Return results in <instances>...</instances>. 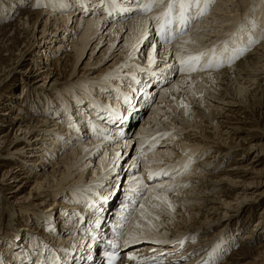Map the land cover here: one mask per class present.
Returning <instances> with one entry per match:
<instances>
[{"label":"bare ground","instance_id":"bare-ground-1","mask_svg":"<svg viewBox=\"0 0 264 264\" xmlns=\"http://www.w3.org/2000/svg\"><path fill=\"white\" fill-rule=\"evenodd\" d=\"M11 1L0 18V47L12 68L28 65L21 69L23 92L39 81L51 88L57 78L67 72L72 76L81 66L85 75L113 62L106 74L101 73L99 86L67 85L65 96L56 94V104L39 98L43 110L22 113L16 111L20 104L15 109L11 103L0 105V162L17 161L2 174L14 180L6 198L22 197L11 204L16 206L11 218L17 224L25 219L57 235L63 233L69 246L77 231L90 237L58 253L47 243L13 236L7 244L12 248L0 251V264H111L123 249L121 264H264V216L253 227L255 233L243 235V242L228 239L238 213L257 207L264 198V143L253 156L240 154L228 168L217 167L238 149L255 151L245 137H237L242 128L232 125L243 123L238 118L254 121V111L264 104V0H216L211 13L208 4L205 14L210 15L203 20L205 14L201 17L193 7L184 26L175 19L177 7L172 31L166 32L178 36L172 44L161 39L160 31L169 0L156 3L151 11L142 10L151 0L141 4L140 0H37L40 9L32 12L19 9L25 1ZM204 4L200 0V8ZM70 22L77 24L73 32H62ZM188 26L186 33L192 30L181 37V28ZM100 33L107 36L106 42ZM96 36L101 38L83 63ZM22 37L26 41L20 49L17 40ZM46 38V48L53 52L40 49L38 40ZM59 40L68 44L55 49L52 44ZM11 41L15 49L9 48ZM201 53L205 55L198 63H180ZM1 57L0 51L4 67ZM42 58L43 67L38 64ZM139 62L145 65L138 68ZM191 64L197 77L188 74ZM175 70L179 75L173 81ZM34 72L41 80L31 82ZM164 81L171 83L161 88L158 104L130 134ZM151 85L153 94L148 96L145 90ZM164 139L163 148L147 155ZM85 173L104 185L101 191L85 186ZM121 175L124 181L119 185L110 182ZM248 177L252 182L244 181ZM239 179L241 192L234 188ZM31 183L34 194L27 195ZM53 197L58 206L54 212L26 213ZM59 221L62 232L54 227Z\"/></svg>","mask_w":264,"mask_h":264},{"label":"rangeland","instance_id":"rangeland-1","mask_svg":"<svg viewBox=\"0 0 264 264\" xmlns=\"http://www.w3.org/2000/svg\"><path fill=\"white\" fill-rule=\"evenodd\" d=\"M9 1L10 0H6V1H3V2H2V0L0 1V4H1V6H0V8H1L0 9V18L2 17V10L3 9L4 10L6 9L5 6H7L9 4ZM13 1H15V0H12L11 2H13ZM18 1H25L26 2V5H23V3H22V6L19 7L20 10H23V11L24 10L25 11L27 10L29 12H32V11H36V10H39L40 9L39 6L37 7V4H36L37 0H18ZM34 1H35V3H34ZM139 2H140L139 4H141L143 2V0H140ZM16 3H17V1H16ZM74 3H75L74 5H77L76 2H74ZM134 3L135 4H138L135 1H134ZM11 4L12 3L9 4L10 7H11ZM215 5H216V0H214V2H212V3H210V6H209L210 7V10H209V12L214 9V6ZM76 8L77 7L71 9V12H70V10L69 11H66L65 12L66 13L65 16H69L70 13L75 12L77 10ZM13 12L15 13L16 11H13ZM103 12H105V11H103ZM210 13L209 14L206 13L207 15L205 14V16L202 15V16H204L202 19H201L202 16L201 17H198V18H195V19H192L191 20L192 24H194V22L196 23V21H199V19L203 20L206 16L210 15ZM18 14L20 15V13H15L14 15H18ZM76 26H77L76 23L70 22L69 24L65 25V27L62 29L63 30L62 32H69L70 30L74 29V27H76ZM190 27L191 26H188V28L185 27L183 32L186 33L187 32L186 29H189ZM194 27H195V25L192 28H194ZM41 28H42V26L40 25V28H38V30L40 31ZM192 28H191V30H192ZM52 32L50 31V33H52ZM70 32H73V31H70ZM154 32H156V30ZM104 33H100V36L103 37ZM188 33H186L185 35L182 34L181 37H186L188 35ZM63 35L64 34L61 33V35L59 36V38L63 37ZM79 36H81V33L79 34ZM100 36H96L93 40H91V42L89 44L90 47L85 51V53L87 55H86L83 63H85V61L88 60V57H89L88 54L90 53V51H91L92 47L95 45V43H97V41L101 38ZM36 37L39 38V34H36ZM106 37L107 36L105 35L102 38V41H104L106 39ZM47 39L48 38H46L44 40H41V41L38 40V42L40 43V49H41V46L44 47V48H46V46L49 45L48 42L45 41ZM178 39L179 38L176 35L170 41H167V42L164 41V42L165 43L172 44V43L178 41ZM18 40H17V42H18V45L20 44V49H21L24 46V41H26V40L23 37H22V39L19 38ZM106 41L107 40H105L104 42H106ZM12 42L13 41H11L10 44ZM65 42L66 41L59 40L58 42L53 43L52 46H55V49H56L57 46H61V45L65 44ZM13 44L14 43H12V45H9V48H10V46L12 47ZM67 44L68 43L66 42V45ZM13 47L15 49V46H13ZM147 47H148V49H146V51L147 52H150L151 44L148 43ZM40 49L39 48L38 49H35V54H37ZM46 49H48L49 52H53L52 51V48H49L48 47ZM4 50L5 49H2L0 47V51L3 54V57H1L3 59L2 64L4 65V67L3 66L1 67V65H0V105L7 103V106H9V104L11 103L12 104V108L15 109V107L18 104H20L22 106V108L21 109H17L16 108V111L22 112V113L23 112L25 113V111H28V110H31V109L43 110V108H41L40 105H39L40 103H38L39 98H42V100H43L42 103H45V104H47V103L53 104L54 103V104H56L55 102L59 100L58 99V96L56 94H59V93H62L63 94V90L66 89L65 87L67 85L68 86L70 85L69 87H72L74 89L81 88V87H84V86H90V85L99 86L96 82L103 81V80H101V78H103V76H102L101 73L107 71L108 68L111 67V66H108V65L113 62L111 60L109 63H107L105 65H102V66H99L97 69H95V71H89L85 75L82 74L79 71L80 68L82 67L81 66L80 68H78L79 70L74 75L71 76L70 73L67 72L65 75H62L61 77L57 78L58 81H57L56 85H54L51 88H50V85L48 87H46V84L43 87L42 84L40 83L42 81H39V82H37L35 84H31L27 88H24L25 91L23 92V85H22L23 79H22V77H24V75H23V70H21V69L27 68L28 65H23V66H18V67L12 68V66H10L11 65V62L8 61V57H4L5 56V54L3 53ZM160 51H162V50L160 49L158 51V53H160V56H161L163 53L160 52ZM65 52L66 51H64V53ZM14 54H17V52H14ZM98 55L99 54H97L95 56V58H97ZM32 57L38 58L37 55L36 56H32ZM15 58H17V56ZM162 58H165V57L163 56ZM42 59L44 60V58H42ZM45 62L46 61L44 60L42 63H38V64H40L43 67L44 64H45ZM144 62H139L138 63L139 65H137L138 68H140L139 66H144L145 65ZM50 63L51 62H48V65ZM97 64H100V63H97ZM5 67H7V68L4 71L3 69H5ZM189 67H195V66L193 64H191ZM154 68L157 69L158 66L155 64L154 65ZM188 70H189L188 72H190L188 74H191L190 77H193L196 72H191L192 71L191 68H188ZM106 73L107 72H105L103 74H106ZM98 74H101V75L100 76H96ZM178 75H179V71L175 70V72L172 75L173 77H170V79L171 80L174 79L173 81H175L176 78L178 77ZM33 76L34 77H32L33 79L31 80V82H34L36 80L38 81V79L41 80V77L39 78V76H38L37 73L34 72L33 73ZM194 77H197V76L195 75ZM114 80H112V82ZM169 83H171V82L170 81L169 82L167 81V83H166V81H164V83H163L164 85H162L160 87V90L157 93H154V94H156L154 96H150V95L153 94V93H151L152 89H154V86L153 85L149 86L145 90L146 94L148 96L152 97V99H150V101L148 103V106L149 107H147L144 110V112H142V116L137 121V123H135V126L131 130V133L130 134H134L135 132L138 131L139 126L142 125L144 123V121L147 119V117H148L150 111L152 110V108L154 107V105H157L158 104V102H159V93L161 91V88L163 86L164 87H167L166 84H169ZM262 83H263L262 86H264V81ZM20 94H22V95H20ZM66 94L67 93H64L63 96H65ZM20 96L24 97V99L22 100V98H20ZM43 96L47 97L48 99L46 100V98H44ZM63 96H61V98ZM184 106H185L184 107V109H185L186 108V105H184ZM263 113H264V104L262 105V110H258V108H257L254 111V113H253L255 115V120L254 121L253 120H249V118H248V120L243 119V118H238L243 123L242 124L241 123L238 124V123H236L234 121L233 122V125H232V126L239 125L242 128V133L240 132L239 134H237V137H241V138H244L245 137L246 138V141L245 142L246 143H251L254 146V148H255L254 153H247V152L243 151L242 149H238L235 153H233L228 158L227 161H225L224 163H220V165L217 166L218 168H221V169L223 167L224 168H228V166H229L230 162L233 160V158L237 157L240 154L243 155V157H245V156L246 157L247 156L248 157H251V156H253L261 148L260 145H263V143H264V120H263L264 119V115H263ZM14 115H15V113H14ZM41 116L42 115L40 114V117ZM243 116H245V115H243ZM251 117L252 116H250V118ZM244 121H247V122L250 121V122L244 123ZM6 130H7V128H6ZM233 132L236 133V131H233ZM36 135H38V133ZM167 136H169V135H167ZM100 138H103V136H101ZM165 140L166 139H164L163 141H161V143L162 142H165ZM161 143L158 144V145H156L154 147L155 150L153 149L152 152H150L151 150H148L147 151L148 152L147 155L156 153V150H159L160 148H163L164 145H163V143L162 144ZM146 147H148V146H143L142 148L145 149ZM164 149L166 150V148H164ZM122 153L125 154V151L123 150V148H122ZM127 154H125V155H127ZM26 156H27V154H26ZM238 157H240V156H238ZM23 159H25V155L22 157V160ZM247 159L248 158H246V160L243 161V164H247ZM263 159H264V157H263ZM16 162L17 161H14V160H11V161H8V162L3 161V164H2V162H0V184H1V186H0V251H5L6 249H11L12 248V246L9 247V245H7V244H9V243L11 244L10 240H11V238L13 236L24 237V239H26L28 241H39L41 243H47V244H49L51 246L52 249L56 250L58 253H63L65 251H68V250H66V249H68L67 247L70 248L71 246H74L76 244L79 245V243H81L83 241V240L80 241L82 238L89 239L90 238L89 235L82 233L83 231L82 232H78L77 231V232H75V234H74V236L72 238V241L71 242L69 241L70 244H71L69 246V244L67 242H64L63 241L65 239V237L62 235L63 233H61V235H57L55 232H52L49 229V227H42V226H40L38 224V222H36V223L25 222L24 221L25 219H23V221H20L19 220V223L17 224L13 220L14 217L11 218V215L13 214L11 212V209L16 208V206H12L11 204H15L16 201H20L22 199V197L20 196L21 198H19L17 200L10 199V198H6L8 196L7 193L11 191V189H10V186L11 185L10 184H12V182L14 180L12 179V177H11L10 174H9V176H6V177L3 176V175L5 173H7L9 170H11V168H13L12 165L16 164ZM138 168H139V166H138ZM138 168H137L138 172L141 171V169L140 168L138 169ZM224 173H229V171L224 172ZM85 175L86 176L83 177L84 179L82 180L84 182L85 186H87V187H93L95 191H101L102 190V188H103L104 185H102L100 183L97 184V182H95L96 179H92V176L90 174L85 173ZM123 179H124V177L122 175H121V177L114 176V177H112L110 179V182H111V180L113 181L112 184H114L116 182L114 185L117 186V185H119L121 183V181ZM229 179H232V178H229ZM244 181H246V182H252V179L248 177V178H244ZM106 182H108V181H106ZM234 183H236V187H234V188L237 191L241 192V180L239 179V182H234ZM28 185H29V187L26 190V192H24V193H27V195H28V193H31L33 195L34 194V190H32V185L33 184L31 183V184H28ZM65 188L66 187H64V189ZM172 191H173L172 189L169 190L167 192L168 195L171 194ZM56 192H58V191H56ZM22 195H24V194H22ZM32 195L29 196V198H27V200H26L27 203H31L32 197H33ZM54 196H57V195L55 194ZM56 199H57V197H53L51 200H49L47 202H43V204L40 205V208H37V211H27L26 213L33 214L34 212H38V211H42L43 213H52V212H54L58 208V206L53 205V202ZM11 202H14V203H11ZM39 202H41V201H38L37 203H39ZM139 204H138V206H139ZM70 206L71 205H68L67 208H69ZM258 206L256 207V205H254V206H252L253 209H249L250 208L249 207V208L244 209V211H240L238 213V216L236 217V219L231 223V225H232L230 227L231 230H230V232L228 234V237H229L228 239L231 238L230 239V242L236 241L237 239L241 242L243 240V238H244L243 235H245L249 231L251 232V234L255 233V230H253V227L256 226L257 225V222L259 221V219H261V217L263 218V216H264L263 215L264 214V198L260 202H258ZM262 211H263V214L261 213ZM22 216H25V215H22ZM82 220H83V218H82ZM117 223L118 222H116V225H118ZM125 223H128V221L127 222H123L124 225H125ZM54 227L58 228V230L60 232H62V229L63 228H62V223L60 221L59 222H56ZM254 229H256V228H254ZM240 231H243V232L241 233ZM83 244L84 245H87V241L85 243H83ZM124 250L125 249L119 250L117 257H115L116 261L114 263L111 262V264H117V262H118V264H121L122 263V254H123L122 252ZM0 256H1V253H0ZM101 263H103V262H101Z\"/></svg>","mask_w":264,"mask_h":264},{"label":"snow or ice","instance_id":"snow-or-ice-1","mask_svg":"<svg viewBox=\"0 0 264 264\" xmlns=\"http://www.w3.org/2000/svg\"><path fill=\"white\" fill-rule=\"evenodd\" d=\"M161 2H163V0H151V2L149 4L143 6L142 10L143 11H151V9L155 6L156 3H161ZM212 2H214V0H205L204 7L200 8V0H169L168 5H167V11L164 13L165 20L162 21L161 27H160L161 39L165 40L167 42V41H170L172 38H174L173 36L167 35L166 32L172 31L171 25L174 22L173 12L177 7L179 9V14H178V16L175 17V19L179 21L181 26H184L191 19L187 15V13L189 12L190 9H192L193 7L198 8L199 9L198 14L200 16H202L205 14V11L207 10L208 4L212 3ZM179 34L180 35L184 34L182 28H181ZM203 55H205V54L201 53L199 56H190L187 58V61H185L184 59H181L180 63L182 65H185L191 61H195L198 63L199 60L203 57ZM210 65H211V62L209 64V66ZM191 70L195 71L196 68L191 67ZM148 178L153 179V174L149 173ZM154 199H159V197H154ZM169 207H171L170 204H169ZM129 259H135V257L129 256Z\"/></svg>","mask_w":264,"mask_h":264}]
</instances>
